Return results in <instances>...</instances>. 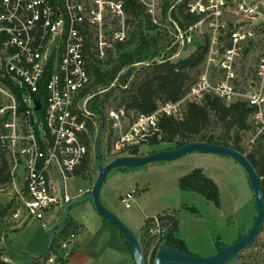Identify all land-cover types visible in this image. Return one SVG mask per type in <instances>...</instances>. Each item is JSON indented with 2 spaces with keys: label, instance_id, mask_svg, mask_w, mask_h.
<instances>
[{
  "label": "built area",
  "instance_id": "1",
  "mask_svg": "<svg viewBox=\"0 0 264 264\" xmlns=\"http://www.w3.org/2000/svg\"><path fill=\"white\" fill-rule=\"evenodd\" d=\"M133 1L174 50L164 60L199 42L206 49L204 68L183 97L158 102L151 114L133 117L125 127L123 109L110 111L103 128L106 137L114 136L112 159L136 146L140 150L151 137L159 139L161 117L181 119L186 105L200 103L205 95L226 104L245 102L252 109L248 119L255 134L252 142L261 138L264 53L246 74H239L237 65L264 33V0H177L175 5L183 2L182 14L193 21L174 4L163 13L162 0ZM111 21L117 28H111ZM125 26L122 0H0V157L9 177L0 183V194L15 200L4 217L12 229L27 218L42 222L51 217L56 223L63 204L87 192L69 193L75 173L94 158L99 127L100 117L86 106L91 95L83 94L92 83L86 50L94 48L96 59L104 63L114 43L126 40ZM136 193L133 188L120 196L126 209ZM168 216L152 217L144 226L143 240L155 239L151 253L168 233ZM54 232L37 263L66 264L76 231L65 230L63 223ZM259 233L264 234V220ZM5 243L0 230V258Z\"/></svg>",
  "mask_w": 264,
  "mask_h": 264
},
{
  "label": "rangeland",
  "instance_id": "2",
  "mask_svg": "<svg viewBox=\"0 0 264 264\" xmlns=\"http://www.w3.org/2000/svg\"><path fill=\"white\" fill-rule=\"evenodd\" d=\"M111 28H117V25L114 24L113 21H111ZM135 28V24H130L128 27L125 26L126 35L129 36L132 34L135 31ZM141 30L143 35L146 34L148 40L151 39L148 46H142L143 64L126 67L122 70L121 74L125 73L127 69H130L132 76H134L138 71H141L142 67L152 64L154 61L158 63L161 62L162 59L164 60L167 57H171V48L168 46V39H165L161 35L157 36L155 32L146 29L144 24L142 25ZM133 43L130 45L131 48H134L135 46ZM135 43H138V41L135 40ZM201 44L202 43L197 42L194 47H187L170 61L176 62L179 59L186 58ZM111 52H114V50ZM152 53L157 55L152 58ZM263 53L264 33L258 34L254 44L250 48H247L246 54L237 65L238 73L243 75L251 71L252 67L256 64L258 57ZM114 57V54L111 55L112 60ZM202 62L196 69L190 72L191 80H193L198 74H196L195 71L198 72L204 68ZM104 67L108 68L109 65ZM132 79L133 77L129 79L126 84L127 86ZM114 83L116 82L114 81ZM111 86H113V83L109 87ZM123 88L124 87L116 86L113 95L106 103L104 108L105 121L110 111L123 109L119 106L118 99L119 93ZM2 102L3 99L0 96V104H3ZM123 115V119H125L123 125L125 127L127 123L126 121L131 120L135 114L123 110ZM113 138L114 136L111 134L106 137L103 128L100 139V154L103 164L111 160L113 157L110 153V145ZM254 138L255 134L250 127L248 131L242 132L240 144L244 151V155L252 151L253 146L256 143V140L254 143L252 142ZM169 147H172V144L166 142L154 145H149L147 143L146 145L141 146L139 152L142 155H146L151 152L165 150ZM195 168H201L203 173L208 178L212 179L217 185L219 191L218 206H215L212 202L206 200L203 196L195 192L181 191L179 189V178L188 174ZM146 169L148 170L146 171ZM133 171H142L137 178L139 179L140 184H143L144 187H134L137 189V193L135 194L134 199L130 202L131 209L125 211L124 205L118 198V192L122 189H126V184L124 183L119 184L117 186L118 188L115 186L112 187L111 190H108V182H104L105 184L101 186L100 189V195L108 194L109 200H106L105 202L104 199H102V196L99 195L101 203L105 207L107 206L106 208L108 210H112V213L123 224L124 222L122 221V218L127 216L138 225L139 222H141V211L154 217L157 215L174 213L175 215H172H174L178 223V229H176L174 235L176 238L183 241L186 250L190 254L196 256H209L217 251L216 242L221 245L233 243L239 239L241 234H244V230H246V220L249 218L253 221L255 216L253 194L248 186L246 174L242 167L231 158L201 152H189L178 159L149 164L134 169ZM83 173L84 180L86 181H92L95 178L97 175L95 155L94 158L91 159V164L86 167ZM80 185H82V182L79 180L72 181L69 184V186L75 191ZM14 204L15 200H10L9 196L0 194V230L4 233L10 229V225L7 222L8 220L4 217L11 211ZM75 207L76 206L74 205L67 210L68 216L74 212V209L80 210V206H77L78 208ZM3 210L4 213L1 214V211ZM80 212L83 211L80 210ZM15 230L16 229H13L11 231L13 232ZM133 231L136 232V229L134 228ZM139 233H137V235H140ZM11 239L10 245L12 257L14 260L26 263L32 260L30 258L31 252L33 253L42 243L43 248L38 255L43 252L46 243V232L44 233L38 225V222L33 219L29 220L25 227L22 230H19L17 234L11 236ZM140 243L143 263L152 264V262H150V260H152L150 257L152 255L151 250L155 244V239H150L147 242L142 239ZM95 247L97 246H92V250H89L88 252H92V254L95 253ZM106 247H108V245ZM104 252L105 250H103V252L100 250V254L97 252V254L93 255L94 259H97L98 262L104 263L106 259L103 254ZM228 264H264V234L262 233L261 235L259 233L251 245L241 251Z\"/></svg>",
  "mask_w": 264,
  "mask_h": 264
},
{
  "label": "trees",
  "instance_id": "3",
  "mask_svg": "<svg viewBox=\"0 0 264 264\" xmlns=\"http://www.w3.org/2000/svg\"><path fill=\"white\" fill-rule=\"evenodd\" d=\"M176 1L162 0L163 13H166L167 9L174 4V7L182 14L183 2L175 5ZM122 6L125 14V25L128 27L130 24H135V31L129 36L126 35L124 42L114 43V52L108 51L107 60L104 63L96 59L94 48H91V51L86 50L92 83L83 94L91 95V98L87 101V109L100 117L104 124V108L109 98L113 95L116 86L124 87L118 96L119 106L125 112L134 113V117L151 114L156 109L158 102H175L183 97L195 80V77L191 80L190 72L200 65L206 51L204 45H199L189 56L176 62L164 60L156 63L154 61L152 64L142 67L141 71L136 73L137 75L134 73L135 75L132 76L130 69L120 74L124 68L143 61L142 46H148L151 41V39L148 40L146 34L143 35L141 30L143 24L146 29L155 32L157 36L160 35L151 23L149 16L145 14L142 6L133 0H122ZM174 11L172 10V15ZM182 15L184 18H188L189 21L194 20V18H190L186 14ZM135 40L138 43H135ZM132 43L135 45L134 48L130 47ZM173 52L174 50L171 49L170 55ZM113 54L115 57L112 60L111 55ZM156 55L152 53L151 56L154 58ZM108 65V68L104 67ZM198 72L195 71L196 74ZM131 77L133 79L127 86L126 84ZM112 83L113 86L109 87ZM251 111L252 109L245 102L237 101L226 104L215 96L205 95L200 103H188L181 119L161 117L158 123L161 131L160 138L151 137L148 140V144L170 143L172 147L165 149L170 150L188 142H206L231 147L244 154L240 144L241 134L248 131L250 127L248 119ZM91 134L94 135V130L92 129ZM127 155L137 156L142 154L136 146L130 149ZM245 156L261 177L264 199V135L256 139L252 151ZM85 169L86 166H83L80 173H83ZM7 181H9V177L6 174V165L0 157V183ZM178 187L181 191H192L203 196L215 206L219 205L218 187L212 179L203 173L201 168H195L180 177ZM3 213L4 210L1 211V214ZM174 215L168 216L170 227L162 245H169L189 253L183 241L174 235L178 225ZM149 220L151 218L145 220L142 229H144L146 222ZM241 236L242 234L239 238ZM52 241L53 237L51 238ZM221 247L222 245L216 242V250L218 251ZM154 254L155 250L152 251L150 257L152 260ZM37 262L26 264H37ZM0 264L12 263L0 258Z\"/></svg>",
  "mask_w": 264,
  "mask_h": 264
},
{
  "label": "water",
  "instance_id": "4",
  "mask_svg": "<svg viewBox=\"0 0 264 264\" xmlns=\"http://www.w3.org/2000/svg\"><path fill=\"white\" fill-rule=\"evenodd\" d=\"M35 109H39L38 101H35ZM103 127L104 122L99 118V128L96 133L94 147L97 176L91 189L85 194L63 204L60 219L46 232V243L43 252L30 261V263L44 257L50 244L51 235L63 225L67 210L74 205L91 199L96 212L107 219L121 233L129 245L134 264H144L141 247L135 234L101 203L99 196L101 186L105 182L107 175L114 169L134 170L153 163L175 160L189 152L225 156L238 163L246 174L248 186L253 194L255 216L249 229L238 240L228 245H222L218 251L209 256H196L169 245H161L155 251L152 264H228L257 238L264 220L261 177L243 153L231 147L220 146L214 143L188 142L174 149L160 150L146 155L118 156L103 164L100 154V139Z\"/></svg>",
  "mask_w": 264,
  "mask_h": 264
},
{
  "label": "crops",
  "instance_id": "5",
  "mask_svg": "<svg viewBox=\"0 0 264 264\" xmlns=\"http://www.w3.org/2000/svg\"><path fill=\"white\" fill-rule=\"evenodd\" d=\"M147 170L148 169H146V171ZM80 171L81 169H79L75 173V176L70 181V183L72 181L79 180L82 182V185L78 186L76 191L69 186V193L71 195H75L78 189H82L88 192L91 189L96 179L97 175L92 181H86L84 180V176H83L84 173L81 172L82 173L81 174ZM141 173L142 171L136 172L133 170L114 169L107 175L105 179L106 180L105 183L108 182L107 183L108 190H111L112 187L115 186L116 188H118L117 186L121 183L126 184V189L125 190L122 189L120 192H118V198H120L121 195L133 189L134 187L137 186H139L138 188L144 187L143 184H140V181L137 178V176H139ZM105 183H103L102 186ZM100 196H102V199H104L105 202L106 200H109L108 194H103ZM75 206L76 207L80 206V210H82L83 212H80L79 209H74V212L69 216L66 213V218L64 221L65 230L74 229L76 231V241L70 251V255L66 264H134L129 245L127 244L121 233H119V231L107 219L103 218L96 212L91 199L81 204H77ZM130 209L131 207L128 209L125 208V211ZM110 211L112 212V210ZM140 214H141V222H139L138 225L135 224L134 221H132V219L127 216L122 218V221L126 226L132 229L131 231L133 233H135L136 237L138 238L139 245L141 247L140 242L143 239L142 227L146 219L152 218L154 216H150L142 211L140 212ZM29 220H33V219L27 218L25 223L21 227L15 228L16 230L13 232L11 231L13 229L10 225V229L7 232H5L6 243L2 247V253H3V258H1L2 260L12 264H26V263H30V261H32L35 258L34 256L36 255L38 256V253H40L41 249L43 248V243L39 245L38 248L35 249L33 253L31 252L30 258L32 260H30L29 262L22 263L20 261L14 260L11 254V245H10L12 240L11 236L17 234L19 230H22ZM37 222L38 225L41 227V229L44 231V233L47 232V230L52 225L55 224V222H52L51 217L45 218L44 221L42 222L39 221ZM251 223L252 220L248 218L245 222V229H246L244 230L245 232L249 229ZM134 228L136 229V232L133 231ZM177 229H178V225H177ZM137 233H139L140 235H137ZM91 239L92 241L94 240L93 243ZM107 245L108 247H106ZM92 246H97L95 247L96 252L93 254L92 252H88L89 250L90 251L92 250ZM100 250L102 252L103 250H105V252L103 253L104 256L106 257L104 263L98 262L97 259L95 260L93 257V255L97 254V252H99L100 254Z\"/></svg>",
  "mask_w": 264,
  "mask_h": 264
}]
</instances>
